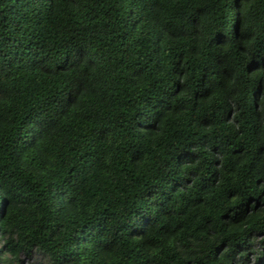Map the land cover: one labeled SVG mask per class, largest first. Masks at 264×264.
I'll return each mask as SVG.
<instances>
[{
    "label": "trees",
    "instance_id": "1",
    "mask_svg": "<svg viewBox=\"0 0 264 264\" xmlns=\"http://www.w3.org/2000/svg\"><path fill=\"white\" fill-rule=\"evenodd\" d=\"M264 264V0H0V264Z\"/></svg>",
    "mask_w": 264,
    "mask_h": 264
},
{
    "label": "rangeland",
    "instance_id": "2",
    "mask_svg": "<svg viewBox=\"0 0 264 264\" xmlns=\"http://www.w3.org/2000/svg\"><path fill=\"white\" fill-rule=\"evenodd\" d=\"M21 257H22V262H23L22 264H27V261H29L28 258L26 260L24 256H21Z\"/></svg>",
    "mask_w": 264,
    "mask_h": 264
}]
</instances>
